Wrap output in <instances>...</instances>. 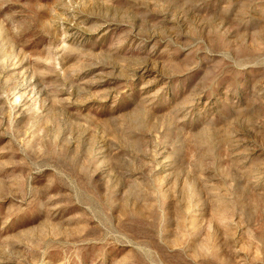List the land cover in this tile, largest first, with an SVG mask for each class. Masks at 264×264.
<instances>
[{
    "label": "rangeland",
    "instance_id": "374dc122",
    "mask_svg": "<svg viewBox=\"0 0 264 264\" xmlns=\"http://www.w3.org/2000/svg\"><path fill=\"white\" fill-rule=\"evenodd\" d=\"M0 264H264V0H0Z\"/></svg>",
    "mask_w": 264,
    "mask_h": 264
}]
</instances>
